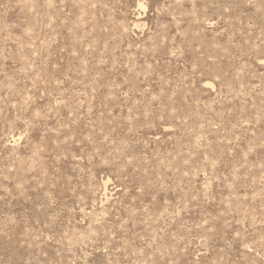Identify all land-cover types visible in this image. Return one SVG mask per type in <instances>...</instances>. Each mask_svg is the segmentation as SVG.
I'll use <instances>...</instances> for the list:
<instances>
[{"label":"rangeland","instance_id":"obj_1","mask_svg":"<svg viewBox=\"0 0 264 264\" xmlns=\"http://www.w3.org/2000/svg\"><path fill=\"white\" fill-rule=\"evenodd\" d=\"M0 264H264V0H0Z\"/></svg>","mask_w":264,"mask_h":264}]
</instances>
